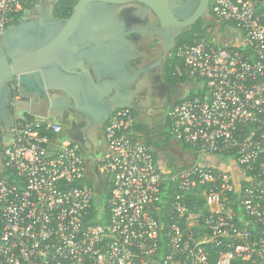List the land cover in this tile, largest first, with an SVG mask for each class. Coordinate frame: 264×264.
Segmentation results:
<instances>
[{
	"label": "built area",
	"instance_id": "2783aa9c",
	"mask_svg": "<svg viewBox=\"0 0 264 264\" xmlns=\"http://www.w3.org/2000/svg\"><path fill=\"white\" fill-rule=\"evenodd\" d=\"M31 1L0 0V32ZM209 7L213 33L232 29L237 44L175 48V74L197 95L167 119L171 138L216 162L163 173L120 108L103 130L102 199L60 126L18 123L8 143L0 134V264H264V0Z\"/></svg>",
	"mask_w": 264,
	"mask_h": 264
},
{
	"label": "water",
	"instance_id": "95a60500",
	"mask_svg": "<svg viewBox=\"0 0 264 264\" xmlns=\"http://www.w3.org/2000/svg\"><path fill=\"white\" fill-rule=\"evenodd\" d=\"M90 1H79L69 18L53 21L52 26L48 24L44 28L41 24L20 23L0 34V119L9 113L7 106L14 105L13 99L19 95L25 99L21 103L29 110L28 115L37 121H50L48 113L53 104H50V98L70 97L75 103L77 92L85 86L89 103L86 101L85 108L79 110L87 112L88 116H98L101 122L105 123L115 109H129L126 105H108L105 109H99L92 104L108 96L115 86L112 73L126 72L127 58L134 50L128 35L116 31L114 24L117 20L114 17L97 13L85 16ZM104 1L135 2L152 6L160 19L165 36V45L158 65L167 60L181 27L193 22V18H189L181 23V13L175 18L172 9L181 7L169 0ZM195 16L209 17V0H201ZM211 21L214 22V18H211ZM105 39L117 44L120 50H105L104 45H101V40ZM76 144L83 150L86 148V145L83 146L79 142ZM3 171L0 156V175Z\"/></svg>",
	"mask_w": 264,
	"mask_h": 264
},
{
	"label": "flooded vegetation",
	"instance_id": "af4514ba",
	"mask_svg": "<svg viewBox=\"0 0 264 264\" xmlns=\"http://www.w3.org/2000/svg\"><path fill=\"white\" fill-rule=\"evenodd\" d=\"M79 1L81 0H32L28 8L11 26L20 23L41 24L44 28L48 24L52 26L53 21H62L69 18ZM154 1L161 2L165 0H152V2ZM169 1L177 7H181L180 9H172L175 18L181 13V19H179L181 23L189 18H193V22L190 25L181 27L167 60L159 65L161 51L165 45V36L160 25V19L152 6L135 2L120 3L91 0L89 7L85 10V16L97 13L101 16L114 17L117 20V23L114 24L116 31L128 35L134 50L132 55L127 58L126 72L114 71L112 73L114 75L112 81L115 86L108 96H104L92 104L99 109H105L108 105L128 106V110L135 115L136 122L139 123L138 125L141 128V137L146 142L152 139L151 135L162 134L166 131V128L168 130V112L174 104L191 91L183 97L184 91L188 88L186 83L172 85L166 74V65L176 48L177 40L180 37L199 36L205 31L210 33L214 28V22L211 21L213 16L210 7L209 17L195 16L201 0ZM210 2L211 0H209V5ZM56 30H58L57 27ZM101 45H104L103 48L107 51L118 52L120 50L117 44H113L107 39L101 40ZM87 92L86 86L78 91L75 103L70 97L63 96L64 98L58 99L50 94L52 98L49 101L50 104H53L52 110L48 113L50 122L60 126L62 133L67 127H72L75 141L83 146L87 145L86 142L91 143V138L93 139L101 134L106 124V122L102 123L98 116L91 117L88 116L87 112L79 110V108H85L84 103L87 101ZM13 100H15L12 103L14 105L7 106L9 113L0 119V134L5 143L11 140V129L14 125L34 120L28 113L24 112V105L21 103L22 97L16 95ZM81 150L86 152L85 147L84 150ZM89 178L99 191L103 183L99 174L96 176L90 174Z\"/></svg>",
	"mask_w": 264,
	"mask_h": 264
},
{
	"label": "crops",
	"instance_id": "0c3cea01",
	"mask_svg": "<svg viewBox=\"0 0 264 264\" xmlns=\"http://www.w3.org/2000/svg\"><path fill=\"white\" fill-rule=\"evenodd\" d=\"M214 34L216 35L214 36L219 44H228V45L237 44L238 37L235 31L232 29L220 28L219 30L214 31ZM99 62L101 61L99 60ZM23 100L25 99L23 98ZM23 109L25 113H29V110H26L25 107ZM60 138L68 139L76 144L73 136L72 127H67L65 131L61 133ZM151 138L149 142H146L144 138L141 137V133H139L138 140L139 142L148 145L151 148L155 161L157 163V167L163 173L168 174V173L178 172L181 169L197 162L201 164H213L214 162H216L213 158L198 157V155L195 152H193L194 154L191 153L189 154L188 149L181 148L182 146L179 143H177L173 138H171L166 133V131L162 134H153L151 135ZM91 140H92L91 143L86 142L87 144L85 148L86 152L82 151L86 158L89 176L91 174L90 167H93L94 171L97 170L99 166V162L101 161V159H103V157L107 153L103 132L99 134L97 137L93 139L91 138Z\"/></svg>",
	"mask_w": 264,
	"mask_h": 264
},
{
	"label": "trees",
	"instance_id": "16d2710c",
	"mask_svg": "<svg viewBox=\"0 0 264 264\" xmlns=\"http://www.w3.org/2000/svg\"><path fill=\"white\" fill-rule=\"evenodd\" d=\"M205 37H207V35L204 34V33L200 34L199 36H188V37H184V38H181L180 37L177 40L175 47L177 48L178 46H181V45H188V44L192 43L193 40H195L197 38H205ZM176 66H180L181 67L182 66V60L175 58L174 51H173L172 54H171V56L168 59L167 65H166V74H167V77H168V79H169V81H170V83L172 85H174V84H185V83H187V79L186 78H184V77H178L175 74V67ZM196 95H197L196 93H194L193 91H190L184 98L180 99L177 103L182 102L185 99L193 98ZM135 129L140 133L141 128H140V126L138 124L135 125ZM181 146L184 149L191 150L187 146H184V145H181ZM226 157H228V155L218 156V158H220V159H225ZM203 189H204V186L200 185V186H198L196 188V191L200 193V192L203 191ZM104 192L107 195H109V193H110V185L109 184L106 185V189H105ZM197 200H198L199 206H202V202H203L202 197L201 196L198 197Z\"/></svg>",
	"mask_w": 264,
	"mask_h": 264
},
{
	"label": "rangeland",
	"instance_id": "374dc122",
	"mask_svg": "<svg viewBox=\"0 0 264 264\" xmlns=\"http://www.w3.org/2000/svg\"><path fill=\"white\" fill-rule=\"evenodd\" d=\"M212 32V34L211 35H207L208 36V38L209 39H212V40H214L215 41V34L213 33V31H211ZM207 32L205 31L204 32V34H206ZM215 35V36H214ZM186 86L188 87L187 88V90H185L184 91V94H183V97L190 91V90H193L194 89V85H192V84H186ZM166 133L168 134L169 132H168V130H166ZM182 148V147H181ZM188 152H189V154L191 153V154H194L193 153V151H191V150H188ZM222 164V163H221ZM91 168V176H96L97 174H98V171H97V174H96V172L94 171V169H93V167H90ZM98 196H99V198H102V199H105L108 195L105 193V192H100V190H99V192H98ZM99 201H100V199H99Z\"/></svg>",
	"mask_w": 264,
	"mask_h": 264
}]
</instances>
